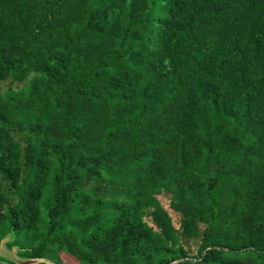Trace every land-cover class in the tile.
<instances>
[{
  "label": "trees",
  "instance_id": "obj_1",
  "mask_svg": "<svg viewBox=\"0 0 264 264\" xmlns=\"http://www.w3.org/2000/svg\"><path fill=\"white\" fill-rule=\"evenodd\" d=\"M0 80L19 256L264 264V0H0Z\"/></svg>",
  "mask_w": 264,
  "mask_h": 264
},
{
  "label": "rangeland",
  "instance_id": "obj_2",
  "mask_svg": "<svg viewBox=\"0 0 264 264\" xmlns=\"http://www.w3.org/2000/svg\"><path fill=\"white\" fill-rule=\"evenodd\" d=\"M22 85H23V83H19V84L13 83V84H10L9 83V80H6V81H1L0 80V89H1V92L2 93H5L8 90L9 87H11L12 89H17L19 86H22ZM0 178H1V176H0ZM86 186L88 188L96 191V192H100V193L105 194L107 197H120V196L123 195V192L121 190H119L117 188H114V187H112L110 185H107L105 183H102L100 181L89 180L86 183ZM158 197H159L162 205L171 214L174 223L178 226L179 225V214L176 213V212H174L169 207L170 194H168V193H162ZM189 248H190V253L191 254L196 253V248H197L196 242L195 241L190 242Z\"/></svg>",
  "mask_w": 264,
  "mask_h": 264
},
{
  "label": "water",
  "instance_id": "obj_3",
  "mask_svg": "<svg viewBox=\"0 0 264 264\" xmlns=\"http://www.w3.org/2000/svg\"><path fill=\"white\" fill-rule=\"evenodd\" d=\"M13 239L11 234L6 235L0 240V256L6 258L16 264H38L45 262L47 264H55L45 257H21L17 254L18 246L8 247L7 242Z\"/></svg>",
  "mask_w": 264,
  "mask_h": 264
}]
</instances>
